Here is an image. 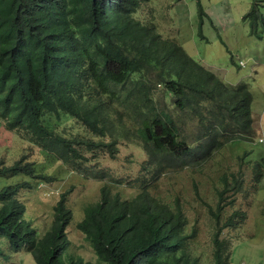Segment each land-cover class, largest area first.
<instances>
[{"label":"trees","instance_id":"obj_1","mask_svg":"<svg viewBox=\"0 0 264 264\" xmlns=\"http://www.w3.org/2000/svg\"><path fill=\"white\" fill-rule=\"evenodd\" d=\"M149 1L0 0V122L102 184L77 225L97 264H198L178 199L173 206L151 189L165 174L198 170L227 144L253 137L247 86L223 82L174 39L163 38L153 22L140 20ZM258 14L252 8L245 16L253 27ZM120 141L146 156L129 181V197L114 191L121 181L108 167L95 165L103 155L113 160ZM13 166L14 172L29 167ZM253 169L258 183L261 164ZM221 181L228 190L217 194L220 201L227 191L241 190V181ZM67 195L38 241L20 225L35 264H90L72 253L64 235ZM237 215L245 219L234 212L230 226ZM218 237L213 264H229Z\"/></svg>","mask_w":264,"mask_h":264},{"label":"rangeland","instance_id":"obj_2","mask_svg":"<svg viewBox=\"0 0 264 264\" xmlns=\"http://www.w3.org/2000/svg\"><path fill=\"white\" fill-rule=\"evenodd\" d=\"M252 8L256 13L258 10V18H262L261 23L256 21V27L250 25L251 18H245ZM137 17L153 22L163 38L174 39L190 57L202 62L223 82L231 86L245 84L252 96L251 112L255 120L251 132L253 140L227 144L202 167L195 168L198 170L182 169L165 174L156 181L151 194L173 206L178 199L187 219V231L193 233L190 251L199 264H213V235L234 211H242L247 217L242 223L237 219L233 228L221 229L219 237L226 243L224 255L228 257V263L264 264V170L258 184L251 180L255 174L251 165L264 156V144L258 142L264 136V2L150 0L142 5ZM230 18L231 25L228 23ZM187 128L190 130L189 126ZM81 133L90 137L83 130ZM28 138L24 133L7 131L0 122V160L6 165L22 160L34 168V175L49 179L48 182L32 181V189L25 196L20 195L34 214L33 221L40 231L52 222V209L60 195L68 194L72 222L66 228L67 236L85 261H93L91 250L75 225L83 217V206L98 201L102 184L84 180L61 162L46 163L33 143L27 141ZM145 160L146 156L138 146L120 141L116 157L112 160L103 155L98 166L108 167L111 175L121 181L114 191L129 197L134 194L127 187L129 181L137 177L139 166ZM239 172H244L245 185L237 194L228 192L222 196L220 204L223 211L217 224L216 192L222 189L221 178ZM251 185L260 188L257 192L249 190ZM232 200L233 204L227 205ZM5 259L9 264H34L31 255L23 252L7 253Z\"/></svg>","mask_w":264,"mask_h":264},{"label":"clouds","instance_id":"obj_3","mask_svg":"<svg viewBox=\"0 0 264 264\" xmlns=\"http://www.w3.org/2000/svg\"><path fill=\"white\" fill-rule=\"evenodd\" d=\"M262 1L264 2V0H262ZM261 20H262V18H260V20H259L260 23H261ZM254 31H255V29H254ZM242 65L243 64L240 63V66H242ZM254 123H255V120H254ZM259 127H260V120H259ZM87 138L93 139L91 137V135H90V137H87ZM253 138H254V135L252 137V140H253ZM93 140H95V139H93ZM258 142L263 145L264 144V136L262 138H259ZM35 147L38 149L40 155L43 157V161L46 160V163L53 164L55 162H59L58 160H56L53 157H51L49 155V153H46V152L40 150L37 146H35ZM100 159H101V157H100ZM100 159L98 160V162L95 165L98 166V163L100 162ZM210 159H208V160H210ZM17 162H18V165L21 168L26 167L27 165L29 167L25 171L14 172L13 170H9L10 168H13L14 167L13 165L16 164ZM91 163L94 164L93 161H91ZM257 164H261V176L259 177V180H260L263 177V173L262 172L264 170V156L262 158H260V160L257 163L251 165L252 166L251 169L254 172H255V170L253 168ZM33 172H34V168H31L30 164L24 163V161H22V160H18L16 162H13L10 165H6L3 161L0 160V264H9L6 261V259H5L7 253H9V254H13L14 253L15 254V253L23 252V253L30 254L32 259H33L31 251H29L28 247L24 243H22V241H21V236H23V233H20V225H22L23 229L32 231L34 233L35 240L38 241L40 236L50 227V225L52 223L51 222L49 227L46 228L44 231H40L38 229L37 223L33 221L34 218H35L34 214L31 213L29 207L27 205H25V203L22 201V199L20 197L21 194L23 196H25L27 191L32 189V181L38 180V181L48 182L49 179L47 180V178L42 176V175H37L36 176V175H34ZM243 173L239 172L237 174L227 175V182H228L229 186H231L232 183L235 180L241 181V190H242V188L244 187L245 182H246L245 176L243 175ZM83 179L84 180H92V179H85V178H83ZM92 181L96 182L95 180H92ZM258 183H259V181H258ZM258 183L254 182V184H258ZM259 188H260V186L251 185V186H249L248 189L249 190L253 189V190H255V192H257L259 190ZM224 189H226V188L223 185L222 189L218 190L216 192V195L219 192H222ZM226 190H228V189H226ZM228 192H231L232 194L235 193V192H233L231 190L227 191L226 193H228ZM239 192H237V193H239ZM63 194H61V195H63ZM61 195H60V197H61ZM57 202H56L55 206L52 209V211H53L52 212V221H53L55 213L58 212L56 210V208L58 206ZM221 202L222 201H220V199H218L217 209H218V207H220L222 209H220V210L218 209V211H217V215H216V217L218 219L217 224L220 223L219 215L223 211V206H221V204H220ZM233 202H234V200L230 201L229 204H227V205H232ZM204 204L207 205V203H204ZM207 206H209V205H207ZM225 206H226V204H225ZM64 209L70 214V220L67 222V224L64 227V235H65L66 239L70 242V246H72V248H73V252L72 253L75 256L80 257L84 263L97 264V256H96V254L94 253L93 249L86 242V240L84 238V235L77 228V225L82 221L83 217H82V219L80 221H78L76 223L75 228L83 236V240L87 243L89 249L91 250V253H92L93 258H94L93 261H85L83 259V257L80 255V253L78 252L79 249H75L73 243L68 238L67 232H66V228L72 222V210L69 207V205L66 206V208H64ZM82 212H83V208H82ZM234 212H240V213H242L245 216V218L247 217L242 211H234ZM234 212H232L229 215V217ZM56 215H57V213H56ZM27 216L29 218V221L27 220ZM229 217H227V219H225V222L223 223V225H226V223H227V225H228L227 227H232V228L235 226V221L237 219L240 221V223H242L245 220V219L244 220L240 219V215H237L234 218L233 225L230 226V222H227ZM37 219H38V217H37ZM223 225L216 231V233L213 235V237L216 234L218 236H220L221 229H226L227 228V227H223ZM218 239L225 243L223 238L218 237ZM212 241H213V239H212ZM188 242H189V245L191 246L190 239H189ZM225 245H226V243H225ZM189 251H190V248H189ZM215 251H216V249L214 250V254H215ZM190 253L192 254L191 251H190ZM193 257H195V256L193 255ZM33 262H34V259H33ZM197 263L199 264V260H197ZM34 264H35V262H34Z\"/></svg>","mask_w":264,"mask_h":264},{"label":"crops","instance_id":"obj_4","mask_svg":"<svg viewBox=\"0 0 264 264\" xmlns=\"http://www.w3.org/2000/svg\"><path fill=\"white\" fill-rule=\"evenodd\" d=\"M228 21H229V22H228V23H229V25L233 24V22H232L231 18H230V19H228ZM263 57H264V56H262V58H263ZM263 59H264V58H263ZM262 186H264V185H262ZM262 186H261V187H262ZM262 191H264V189H263Z\"/></svg>","mask_w":264,"mask_h":264}]
</instances>
